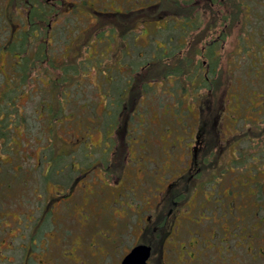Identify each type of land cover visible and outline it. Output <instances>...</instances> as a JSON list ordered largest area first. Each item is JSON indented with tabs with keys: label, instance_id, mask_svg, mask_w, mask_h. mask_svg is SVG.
Here are the masks:
<instances>
[{
	"label": "rangeland",
	"instance_id": "1",
	"mask_svg": "<svg viewBox=\"0 0 264 264\" xmlns=\"http://www.w3.org/2000/svg\"><path fill=\"white\" fill-rule=\"evenodd\" d=\"M66 1L68 8L75 4L80 39L81 28L95 23L90 53L105 60L118 45L107 42L111 27L124 28L117 12L142 3ZM201 22L184 51L202 46L208 18ZM166 26L162 17L139 22L126 54L150 59L155 43L162 46L175 33L161 29ZM8 65L1 53L0 97L18 79L17 64ZM116 66L120 73L128 69ZM231 71L228 87L207 100L205 92L175 88L174 76L151 81L147 89L138 79L116 128L104 116L116 105L111 86L117 79L108 71L102 77L87 73L81 98L89 100L75 97L82 104L77 112L42 121L37 103L45 90L25 93L19 105L27 129L42 122L26 135L14 127L5 149L0 146V264H120L139 244L152 247L151 264H240L250 261L246 256L264 257L263 165L253 164L255 157L233 163L246 149L234 136L264 119V98L233 78L241 68ZM56 152L62 165L50 173Z\"/></svg>",
	"mask_w": 264,
	"mask_h": 264
},
{
	"label": "trees",
	"instance_id": "2",
	"mask_svg": "<svg viewBox=\"0 0 264 264\" xmlns=\"http://www.w3.org/2000/svg\"><path fill=\"white\" fill-rule=\"evenodd\" d=\"M139 5L136 3L124 12H117L124 28L117 31L111 27L107 42L114 44L117 40L118 45L111 51V58L105 60L90 53L89 44L96 33L93 21L85 27L86 30L81 28L83 38H79L73 15L75 4L68 8L66 0H0V54H7L8 69L12 63L17 64L18 69V79L0 97L1 147L5 149L3 142L16 132L13 131L16 126L17 131L21 130L22 135H26L37 131L48 114L56 117L69 110L77 112L82 104L75 97L83 99V104L89 100L81 98L85 95L82 83H86L89 71H95L97 77L108 71L113 80L117 79L111 86V96L116 105L110 116L104 114L106 121L108 118L115 125L113 128H116L117 119L120 121L126 112V102L134 94L138 79L144 81L143 89H147L151 81L174 76L180 84L175 88L205 92L202 98L207 100L214 97L222 86L228 87L231 69L241 68V76L233 78L254 88L260 95L258 99L264 98V0H142ZM149 10L152 11L149 13ZM140 12H145V16L135 18ZM127 15L130 16L125 22L122 18ZM159 17L167 20V26L161 29L175 32L173 36H169L168 42L162 46L155 43L157 53L147 61L137 60L143 58V53L140 57L128 56L125 48L132 45V36L136 34L131 32L133 28L139 22L146 23ZM204 17L208 18V25L203 30L206 38L202 46L186 47L184 51L181 47L194 38ZM236 26L238 30L234 34ZM154 32L160 36L159 28ZM180 38H183L182 42ZM223 57H228V60L223 62ZM115 62H121L128 69L122 68L124 71L120 73ZM41 83L42 87L39 86ZM42 90H45V96L37 105L44 117H40L42 121L35 131L28 130L19 100L25 93L34 94ZM260 121L244 127V131L234 136L238 143L244 142L246 149L237 151L233 163L249 164L255 157L257 161H252L253 164L259 162L264 171V119ZM48 145L51 146L50 143ZM53 157L50 173L59 171L62 165L59 152ZM246 257L250 261L245 259L240 264H264L263 256L255 259ZM223 262L231 264L232 260L224 259ZM236 262L234 259V264Z\"/></svg>",
	"mask_w": 264,
	"mask_h": 264
},
{
	"label": "water",
	"instance_id": "3",
	"mask_svg": "<svg viewBox=\"0 0 264 264\" xmlns=\"http://www.w3.org/2000/svg\"><path fill=\"white\" fill-rule=\"evenodd\" d=\"M152 247L146 244H139L133 247L123 258L122 264H151L149 258Z\"/></svg>",
	"mask_w": 264,
	"mask_h": 264
},
{
	"label": "flooded vegetation",
	"instance_id": "4",
	"mask_svg": "<svg viewBox=\"0 0 264 264\" xmlns=\"http://www.w3.org/2000/svg\"><path fill=\"white\" fill-rule=\"evenodd\" d=\"M48 173V172H47ZM45 178H47L46 176H45ZM12 245L10 244V246H7V248L6 249H9V247H11ZM125 257V256H124ZM123 257V258H124ZM8 258H9V260L11 261V262H14V260H12L11 258H10V256H8ZM4 260V259H3ZM123 260V259H122ZM122 260L120 261V264H122Z\"/></svg>",
	"mask_w": 264,
	"mask_h": 264
}]
</instances>
